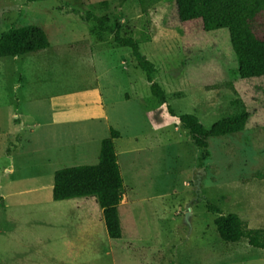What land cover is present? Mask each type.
<instances>
[{
  "label": "rangeland",
  "instance_id": "rangeland-1",
  "mask_svg": "<svg viewBox=\"0 0 264 264\" xmlns=\"http://www.w3.org/2000/svg\"><path fill=\"white\" fill-rule=\"evenodd\" d=\"M97 16L140 41L165 103L133 50L102 31ZM28 25L43 28L51 46L0 58V72L25 83L11 127L48 124L51 109L61 117L23 149L12 137L0 144V264H264V248L220 237L219 214L208 207L264 229V77L239 76L229 30L187 34L176 0H0V37ZM7 98L0 87V102ZM244 111L246 128L210 138L207 155L180 119L194 114L210 128ZM111 127L121 133L123 237L97 220L95 248L73 251L78 219L69 203H54L51 173L54 181L58 169L97 164Z\"/></svg>",
  "mask_w": 264,
  "mask_h": 264
},
{
  "label": "trees",
  "instance_id": "trees-1",
  "mask_svg": "<svg viewBox=\"0 0 264 264\" xmlns=\"http://www.w3.org/2000/svg\"><path fill=\"white\" fill-rule=\"evenodd\" d=\"M178 16L187 34L228 29L231 44L237 56L238 74L243 79L264 77V0H176ZM102 31L113 34L121 46L130 47L146 72L152 91L165 103L166 94L155 81L156 66L141 52L140 41L122 25L112 26L108 16L95 17ZM150 38H147L149 40ZM51 46L47 32L37 26L12 28L0 37V58L18 56L44 50ZM250 112L229 116L204 126L194 114L180 117L183 128L188 130L195 144L208 154L209 140L243 131ZM121 133L110 128V135L102 140L97 164H83L58 169L54 176L53 197L67 200L78 197L95 198L103 209L108 234L111 238L123 237L119 213L125 181L119 163L116 139ZM209 210L219 216L215 224L220 237L227 242L247 239L254 247L264 248V229L250 228L246 220L236 213L224 214L214 203Z\"/></svg>",
  "mask_w": 264,
  "mask_h": 264
},
{
  "label": "crops",
  "instance_id": "crops-1",
  "mask_svg": "<svg viewBox=\"0 0 264 264\" xmlns=\"http://www.w3.org/2000/svg\"><path fill=\"white\" fill-rule=\"evenodd\" d=\"M19 56L21 55L12 56V57L17 59ZM7 74L8 75H6V73L3 72L0 75V79H2L0 81V87L1 89H4L5 91H7V95H8L7 102H0V144H3L6 138L8 139V137H12L13 139H15L16 142H18V145L20 146V148L23 149L25 143H32L36 131L39 128L43 127L44 124L45 126H49L52 128L56 127L59 123L57 119L61 117L60 116L61 113L57 109H51L50 110L51 111V114H50L51 121L48 124L41 123L40 120H36L35 123L31 125H27L25 121H22L19 127H16L15 125L11 127L13 120L20 119V116H21V114L19 113V110L15 106V103L17 100L15 90L21 89L22 87H24L25 83L21 75H19L18 81L14 79L13 82L12 81L10 82L11 73L7 72ZM6 77H7V80L5 79ZM10 88L13 90L11 94L9 91ZM6 109L8 110L7 113L6 111H4ZM5 125L10 126L11 128L10 129L8 128V130H6ZM19 130L20 132L25 131V133L27 132V134L30 133V136L24 135V138L17 137ZM52 132H54V134H51L53 138V135H55V131L53 130ZM23 140L24 142L22 143ZM53 175H54V170H52V173H51V182L53 183L52 185L54 187ZM88 198L89 197H78V198H72V199H67V200H55L54 199L55 200L54 203L58 206L61 205V207H65L66 204L69 203L71 209L76 212L75 215H76V218L78 219V224H79L78 229L79 230L77 231L76 237L74 238V240L70 239V241H68L67 244L69 248L77 252L90 251L95 248V229H96L97 220H99V223L101 224L103 229L106 227L103 209L101 208L99 204H96V206L90 205ZM2 199L5 203V197H3ZM5 206H7V204H5ZM95 213H97L98 215L97 217Z\"/></svg>",
  "mask_w": 264,
  "mask_h": 264
},
{
  "label": "water",
  "instance_id": "water-1",
  "mask_svg": "<svg viewBox=\"0 0 264 264\" xmlns=\"http://www.w3.org/2000/svg\"><path fill=\"white\" fill-rule=\"evenodd\" d=\"M189 216H190V213H189V212H187V213H186V220H187V221H189V220H190V219H189Z\"/></svg>",
  "mask_w": 264,
  "mask_h": 264
},
{
  "label": "bare ground",
  "instance_id": "bare-ground-1",
  "mask_svg": "<svg viewBox=\"0 0 264 264\" xmlns=\"http://www.w3.org/2000/svg\"><path fill=\"white\" fill-rule=\"evenodd\" d=\"M74 152H75V151H74ZM74 152H73V153H74ZM78 152H80V151H78ZM73 153H72V154H73ZM74 154H75V153H74ZM76 154L78 155V153H77V152H76ZM75 157H77V156H75ZM78 157H79V155H78Z\"/></svg>",
  "mask_w": 264,
  "mask_h": 264
}]
</instances>
